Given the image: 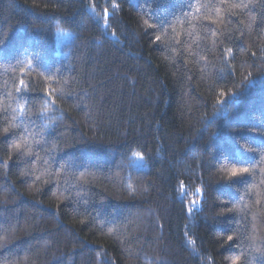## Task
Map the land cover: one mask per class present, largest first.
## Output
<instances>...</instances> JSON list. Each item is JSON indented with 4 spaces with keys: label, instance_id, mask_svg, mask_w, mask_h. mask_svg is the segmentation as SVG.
Instances as JSON below:
<instances>
[{
    "label": "trees",
    "instance_id": "obj_1",
    "mask_svg": "<svg viewBox=\"0 0 264 264\" xmlns=\"http://www.w3.org/2000/svg\"><path fill=\"white\" fill-rule=\"evenodd\" d=\"M261 132L264 0H0V264H264Z\"/></svg>",
    "mask_w": 264,
    "mask_h": 264
},
{
    "label": "snow or ice",
    "instance_id": "obj_2",
    "mask_svg": "<svg viewBox=\"0 0 264 264\" xmlns=\"http://www.w3.org/2000/svg\"><path fill=\"white\" fill-rule=\"evenodd\" d=\"M234 7H247V5H234ZM112 8L113 9H118L119 8V5L117 3H113L112 4ZM92 11L94 12L95 11V8L93 7ZM104 16L105 18H107L108 16V10L107 8L105 9L104 11ZM157 39H159V37H157ZM20 85L23 87L24 86V82L23 80L20 81ZM17 92H20L21 91V88H17L16 89ZM45 108H47V105L45 106ZM18 112L19 114L22 116L25 112V107L23 104H21L19 106V109H18ZM18 126V125H16ZM9 131L8 128H5L4 129V132L7 133ZM261 136H264V132H261L260 133ZM27 140L26 138L24 139V143H26ZM13 147L17 148V149H20L22 147V143L21 142H16L14 145H12ZM248 151H254L253 148L251 147H248ZM137 159H140V160H143V157L140 155V154H135ZM249 172V169L247 167H232L230 170H229V175L230 177H243L246 173ZM228 239L229 240H232V236H228ZM239 260V257H236L234 258L233 260V264H236V261Z\"/></svg>",
    "mask_w": 264,
    "mask_h": 264
},
{
    "label": "rangeland",
    "instance_id": "obj_3",
    "mask_svg": "<svg viewBox=\"0 0 264 264\" xmlns=\"http://www.w3.org/2000/svg\"><path fill=\"white\" fill-rule=\"evenodd\" d=\"M71 39V36L66 33L65 31H62L61 29L57 30V44L58 49H60L63 45L68 43ZM139 163V161H137Z\"/></svg>",
    "mask_w": 264,
    "mask_h": 264
}]
</instances>
